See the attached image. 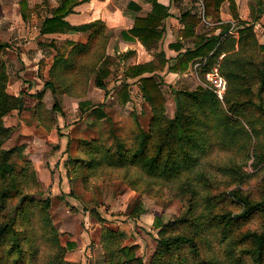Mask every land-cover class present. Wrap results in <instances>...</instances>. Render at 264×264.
<instances>
[{"label": "rangeland", "instance_id": "obj_1", "mask_svg": "<svg viewBox=\"0 0 264 264\" xmlns=\"http://www.w3.org/2000/svg\"><path fill=\"white\" fill-rule=\"evenodd\" d=\"M10 15L16 20L18 7L13 6ZM1 16L0 8V20ZM255 16L253 12L252 21L245 24V27L252 26L254 40L249 41L250 45L244 44V59L236 68V71L244 69V78L232 82L233 86L240 84L241 93L235 95L229 90L226 99L219 100V107L208 111L205 120L208 123L200 132L201 138L207 140L204 150L194 151L196 163L182 172L175 171L172 183H164L168 177L141 176L129 167L109 165L118 155L120 144L125 150L137 151L142 146V133L152 128L153 115L140 97L127 105H117L116 100L97 105L96 109L91 107L90 112L99 109L108 116L105 114L103 120L97 121L93 112H88L83 124L76 117L69 121L62 119V128L57 129L50 110L58 104L57 97L63 95L65 83L57 92L45 88L43 71L47 64L44 61L40 62L42 71L38 74L41 86L27 72L24 91L37 92L42 104L36 108L37 112L25 106L12 111L3 124L13 129L0 149V165L3 169L9 167L5 174L9 173L7 180L12 186V195L5 205L0 201V224L14 226L22 222L15 229H9L11 234L0 235V264H14L15 255L9 250L17 238L32 231L31 215L36 219L42 216V220L48 215L54 229L45 235L43 224L36 220V230L46 240L41 245L39 264H104L110 256L105 245L112 243L118 250L138 246L137 257L144 264H155L159 259H168L167 264H171L178 261V253L179 257L184 254L197 264H210V260L217 264H257L242 253L252 248V243L244 240L243 235L264 232V210L236 224L226 225L227 218H223L229 213L243 214L244 204L237 197L264 204V88L260 74L264 51L259 50L264 46V26L255 24H263L254 20ZM5 23L1 21L0 32L10 30L12 34L8 33L7 40L3 39L5 34L0 37V43L7 45L0 50V60L7 83H12L22 79L19 75L22 70L12 66V59L21 52L20 44L25 38L15 39L18 25L11 22V29ZM47 91L52 93V103L45 101ZM106 94L118 98L121 90L111 87ZM180 100L181 104L176 101L168 105L163 117L155 122L156 132L145 143L149 146L150 159L160 146L163 148L161 161L167 164L168 170H176L177 159H183L186 154L189 136L195 129L192 122L195 113L200 112L197 106L189 104V97ZM38 112L43 115V122H38L41 120ZM78 115L82 116L80 110ZM176 119L181 122L171 125ZM33 126L37 129L35 132L30 128ZM71 126L75 128L72 136L61 133L70 132ZM93 141L108 149L115 158L107 159L91 171L77 168L75 161L88 159L89 155L82 150ZM2 152L9 154L5 156ZM91 155L98 156L96 152ZM45 207H48L47 215ZM22 209L27 213L21 217ZM157 219L160 227L155 225ZM200 230L204 237V254L200 258L188 247L171 256L159 254L164 236L180 232L194 235ZM29 253L27 262L22 264L34 263L31 249Z\"/></svg>", "mask_w": 264, "mask_h": 264}, {"label": "crops", "instance_id": "obj_2", "mask_svg": "<svg viewBox=\"0 0 264 264\" xmlns=\"http://www.w3.org/2000/svg\"><path fill=\"white\" fill-rule=\"evenodd\" d=\"M21 2H26L32 13L27 21L20 12ZM13 6L18 7L16 20H12L10 15ZM0 8L3 17L0 24L1 21H7L6 26L11 28V22L16 23L19 28L15 39L25 38L20 44L21 52L17 55L18 58L12 59V66L22 70L19 74L22 79L9 82L7 92L16 97L21 96L24 106L33 109V112H37L36 108L42 102L35 94L37 92L25 93V80L28 79L25 74L31 73V78L40 85V62L47 64L46 70L43 71L47 81L56 56L63 54L67 58L78 48L82 50L93 46L95 41H98L94 47L97 59L95 62L87 59L90 63L89 70L96 72L99 57H102V60L112 59L108 68L110 75L104 81V88L98 87L93 77L87 82L86 90L82 87L84 89L81 94L75 91L73 94L57 97L59 109L56 112L52 108L50 110L57 129L62 128V119L69 121L76 117V121L80 120L83 124L84 120L88 119L86 114L90 112L88 109L91 107L96 108L97 105L116 100L117 105L121 106L123 103L120 94L118 98L107 96L106 92L111 87L122 90L126 86L129 100L125 104H131L135 97H140L152 113V108L141 92L142 78H153L158 84L166 102V109L177 101L180 93L207 89L206 73L215 66H220V62L229 52L223 50L217 63L205 69L211 65L210 57L219 45L225 46L228 36L236 41L234 51H238L240 31L237 25L244 22L248 25V22L252 21L250 0H18L16 3L15 0H1ZM234 11L238 15L237 18L234 17ZM260 19L258 21L263 24H255L264 26V15ZM45 20L63 21L65 32L44 33ZM227 25H231L229 31L222 34ZM11 32L1 31L0 37L5 34L7 38L3 39L7 40L10 38L8 33ZM200 53L206 56L199 55L187 62L188 57ZM81 62L84 64L85 59H81ZM132 68H141L142 75H128ZM112 76L117 77L112 80ZM51 96L52 93L47 91V103H52ZM85 102L90 106L82 110L80 104ZM78 109L82 116L77 117ZM92 112L90 113L95 116L94 119L99 121L94 110ZM23 114H27V111ZM106 115L108 116V113ZM7 119V116L4 117V121ZM30 128H34V132L37 130L35 126ZM73 129L75 128L71 126L70 132L61 133L70 136Z\"/></svg>", "mask_w": 264, "mask_h": 264}, {"label": "trees", "instance_id": "obj_3", "mask_svg": "<svg viewBox=\"0 0 264 264\" xmlns=\"http://www.w3.org/2000/svg\"><path fill=\"white\" fill-rule=\"evenodd\" d=\"M251 1V7H252V16L253 12L256 14L254 20H259L262 15H264L263 7H264V0H250ZM255 2L256 4H253ZM235 12V11H234ZM30 12L28 10V6L26 2H21V15L25 21L29 20L30 18ZM237 13H234V17L237 18ZM244 24L237 25V29L240 31V39H239V48L238 51L235 50L236 41L231 39V37L228 36V40L226 41L225 46L219 45L216 52L210 57L211 65H208L205 67V69H209L214 63H217L218 57L222 54L223 50H226L229 52V54L226 55V57L220 62V70L222 75L227 79L228 82V90L226 93V96L224 100L227 97V94L230 90V93L233 92L235 95H239L241 93L239 83H237L235 86H233L232 82L241 80L244 78V69H240L236 71V68L242 64V61L244 59V44L250 45V40H254V35L252 26L245 27ZM247 25V24H246ZM231 25H227L223 29V33L228 32ZM63 27V28H62ZM44 33H64L65 32V24L61 20H45L43 25ZM221 34V35H222ZM98 41H95L93 43V46L90 45L87 49H80L74 50L67 58L64 57V55L60 54L55 57L54 63L51 67L50 73H49V80L45 83L46 89H51L54 91H59V88L62 87L63 82L64 85V93L63 94H73L75 91L78 94H81V91L85 88L86 90V84L87 82L93 78H95L96 85L100 88H104L105 84L104 81L109 77L110 71L108 70L110 63L112 59L106 58L105 60H102V57H99V65L96 69V72L90 71V63H88L87 59H92L94 62L96 61V53L97 51L94 49V47L97 45ZM202 42V41H201ZM212 42V41H211ZM215 43L216 42H212ZM219 41L217 39V45ZM7 45L4 43H0V50L6 48ZM259 50L264 51V46H260ZM206 56V54L200 53L195 54L194 56L188 57V61H191L196 56ZM263 61L260 67V74H261V83L264 88V55L262 56ZM81 59H85V63L82 64ZM222 68L224 70H222ZM239 72V73H237ZM128 75L132 77H137L139 75H142V69L141 68H132V72L128 73ZM141 82V92L149 105L150 108H152V128L148 133H142V146L137 150L134 151L131 149L125 150L124 145L120 144L118 149V155L116 158L114 155H111L109 153L108 149H104L102 145H99L97 141H93L88 143V146H85V149L82 150L84 153H87L89 155L88 159H77L75 161L76 167L79 169H87L88 171H91L92 168H95L96 166L102 165L107 159H113L109 165H112V163L129 167L130 169H133L138 175L143 176H149V177H161V178H167L168 181H164V183H172L173 178H175V171L182 172L184 168H187L191 164H195L197 159L195 157L196 154H194L195 150H204L203 146L206 144L207 140L204 138H201L200 132L201 129L205 127V125L208 123L206 122V118L208 115V111H211L213 109L216 110V108L219 107V99L215 96V94L208 90V89H199L194 92H186V93H180L178 94L177 103L181 104V98L183 97H189L190 102L192 106H197L199 108L200 112L195 113V119L192 122L193 127L195 128L194 131L189 136V142L187 143L188 150L186 154L184 155L183 159H177V162L175 163L176 170L170 169L168 170L167 164L162 163L161 161V155L163 152V148L160 146L157 149V153L154 157L151 159L149 158L148 154V147L145 143H147L150 138L154 135L156 132L155 130V122L163 117L165 109H166V102L165 99L162 96L161 91L159 90L158 84H156L153 80V78H142L140 80ZM7 76L4 71L3 64L0 60V149L2 145L5 143V141L10 137L13 129L5 127L4 124V117H6L9 113H11L14 110L21 109L24 106V101L21 96L16 97L7 92ZM84 87V88H82ZM244 91V90H243ZM249 91V90H246ZM261 91H263L261 89ZM129 92L128 88L125 86L121 90V96L122 103L125 104L129 100ZM41 98V97H40ZM194 99V100H191ZM41 105V104H40ZM90 106L89 103H81L80 108L82 110L88 108ZM39 107V106H38ZM53 110H58L59 106L58 104L54 105L52 108ZM96 109V108H95ZM94 113L99 117L100 120L102 117L105 116V113L101 110L97 109L94 110ZM192 113V112H191ZM40 115L41 120L38 122H43V115L41 112H38V116ZM181 119H176L175 121H171V125H174L176 123H180ZM189 125V123L185 124ZM83 143V142H82ZM82 145V144H81ZM145 145V146H144ZM84 148V147H82ZM205 148V147H204ZM10 152V151H9ZM9 152H2L7 156ZM96 152L98 156L91 155L90 153ZM9 169V167L3 169V167L0 165V201L3 203L2 205H5V201L8 200L12 193V186L9 185V181L7 180V175L5 172ZM4 179V180H3ZM177 179V178H176ZM238 200L241 201V203L244 204V211L243 214H240L238 216H233V214H227V223L229 224H236L241 220L242 218L247 219L251 217V215L254 212L257 211H263L264 210V204L262 202H251L248 201L245 197L240 196L237 197ZM1 205V204H0ZM49 205V204H48ZM25 208V206L23 207ZM46 208L44 210V213L46 212ZM27 213L25 209H22L21 217L24 216ZM46 214V213H45ZM47 215V214H46ZM20 217V219H21ZM42 216H38V218H34L31 215V226L32 231H28L23 237H19L16 239L14 245L9 250V253L15 255L14 264H22L25 262L27 258V255L30 256V249L32 251V258H33V264H39L41 261V250H42V244L46 242V240L42 237L40 233H38L37 226L39 222L43 224L41 227L43 228L45 235L46 231L50 233V231H53V226L51 225V222L49 220V216L43 217V220L41 219ZM36 220H38V224L36 223ZM22 221L18 222V226L21 224ZM16 223H14V226L12 224L6 223L5 225L0 224V235L2 234H11L12 231L9 229L14 228L17 226ZM155 225L157 227H160V220L157 219L155 221ZM50 228L48 230L47 228ZM200 228V225H198V229ZM31 230V229H30ZM16 232V231H15ZM203 235L202 230L197 231L196 234L191 235L190 234H184L183 232L170 235V236H164L160 240V251L159 254L161 255H168L171 256L174 253L180 252L184 250V248L188 247L191 249V252L195 257L200 258L204 254V247H203ZM243 239L250 241L252 243V248L248 250H242V253L246 255L248 258L250 257L254 263L262 264V261L264 260V232H247L245 235H243ZM49 241V240H47ZM50 242V241H49ZM57 243V242H56ZM32 245V248H30ZM67 249L70 248V244H67ZM108 253L110 256L108 257L107 261L104 264H144L143 260L139 257H137V251L139 249L138 246H124L123 248H120L118 250V246L114 243L105 245ZM167 256V257H168ZM184 254L180 255L177 254L178 261H173L171 264H197L194 260H191L187 258V256ZM245 256V257H246ZM58 257L56 256L53 262H57ZM169 260H160L158 262H155V264H167ZM27 262V260H26ZM210 264H217L216 261L210 260ZM200 264V263H198Z\"/></svg>", "mask_w": 264, "mask_h": 264}, {"label": "built area", "instance_id": "obj_4", "mask_svg": "<svg viewBox=\"0 0 264 264\" xmlns=\"http://www.w3.org/2000/svg\"><path fill=\"white\" fill-rule=\"evenodd\" d=\"M205 78L206 88L212 91L220 101H223L228 90V82L222 75L220 66L217 65L207 72Z\"/></svg>", "mask_w": 264, "mask_h": 264}]
</instances>
